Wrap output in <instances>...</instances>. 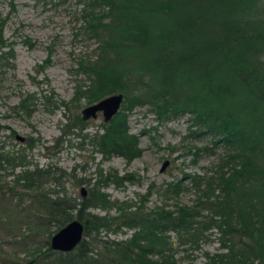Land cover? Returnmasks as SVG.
<instances>
[{"label": "trees", "instance_id": "trees-1", "mask_svg": "<svg viewBox=\"0 0 264 264\" xmlns=\"http://www.w3.org/2000/svg\"><path fill=\"white\" fill-rule=\"evenodd\" d=\"M80 16L96 45L77 62L88 82L70 100L122 93L119 109L89 137L102 159L139 155L126 123V111L137 104H147L159 120L188 113L227 153L213 173L189 176L196 193L189 205L146 207L151 183L137 203L112 200L103 187L136 178L100 168L82 197L39 193L45 224L56 230L77 218L84 232L72 249L48 245L50 256L38 251L32 264H178L175 249L197 245L210 227L224 250L205 253L200 264H264V0H86ZM5 44L0 28V48ZM31 99L26 93L16 106L28 112ZM75 122L83 126L85 119L77 115ZM21 157L0 153L7 163ZM40 170L23 169L16 178ZM166 185L180 190L177 180ZM122 227L131 230L122 238L100 234Z\"/></svg>", "mask_w": 264, "mask_h": 264}, {"label": "rangeland", "instance_id": "rangeland-1", "mask_svg": "<svg viewBox=\"0 0 264 264\" xmlns=\"http://www.w3.org/2000/svg\"><path fill=\"white\" fill-rule=\"evenodd\" d=\"M85 2L0 0V28L6 41L0 48V153L22 156L21 163L16 159L14 163L0 161V264H32L38 251L40 257L50 256L45 251L55 227L42 218L39 193L52 195L64 190L82 197L80 187L86 193V180L93 181L100 168L103 173L115 170L136 178L103 187L112 200L137 203L151 183L144 199L146 207L189 205L196 195L189 176L213 173L227 153L219 142L212 144L211 132L191 123L188 113L159 120L147 104H137L126 111V123L128 131L137 135L139 155L128 162L118 155L102 159L89 141L101 131L102 115L98 112L85 119L83 126L74 124L87 103L82 97L70 100L76 86L88 82L77 62L92 56L96 45L80 27ZM26 93L32 94L28 112L16 106ZM164 159L168 162L160 170ZM34 167L41 169L40 173L30 179L16 178L23 169ZM60 170L65 175L59 176ZM176 180L180 190L174 194L166 183ZM87 210L104 212L100 208ZM108 212L116 211L109 207ZM130 231L122 227L100 234L122 238ZM205 235L195 246L183 244L175 249L178 264H200L205 253L224 250L215 228H207Z\"/></svg>", "mask_w": 264, "mask_h": 264}, {"label": "water", "instance_id": "water-1", "mask_svg": "<svg viewBox=\"0 0 264 264\" xmlns=\"http://www.w3.org/2000/svg\"><path fill=\"white\" fill-rule=\"evenodd\" d=\"M121 101V92L106 94L82 106L80 116L82 119H87L89 117H95L100 112L102 119L106 121L119 109ZM15 136L17 139L23 140V136L18 134ZM167 162L168 160L164 159L159 169L162 170ZM80 194L81 196L86 194L83 187H80ZM83 232V223L77 218H71L50 235L49 246L52 250L68 251L80 241Z\"/></svg>", "mask_w": 264, "mask_h": 264}]
</instances>
